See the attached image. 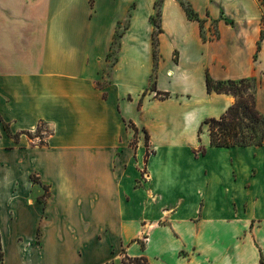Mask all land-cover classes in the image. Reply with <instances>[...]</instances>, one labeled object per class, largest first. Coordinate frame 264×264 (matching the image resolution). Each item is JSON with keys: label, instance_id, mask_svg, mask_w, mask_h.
Segmentation results:
<instances>
[{"label": "crops", "instance_id": "1", "mask_svg": "<svg viewBox=\"0 0 264 264\" xmlns=\"http://www.w3.org/2000/svg\"><path fill=\"white\" fill-rule=\"evenodd\" d=\"M156 2L0 0L4 264H264V146L199 133L236 101L208 74L254 80L264 115V0L162 1L165 100ZM42 123L44 145L24 134Z\"/></svg>", "mask_w": 264, "mask_h": 264}, {"label": "trees", "instance_id": "2", "mask_svg": "<svg viewBox=\"0 0 264 264\" xmlns=\"http://www.w3.org/2000/svg\"><path fill=\"white\" fill-rule=\"evenodd\" d=\"M163 0H157L156 18L152 19L155 26V32L153 36L154 43V67L157 70L159 63L158 54V36L162 33V29L159 23L161 16V4ZM188 17L191 20H196L201 23L197 15L191 10V8L183 3ZM157 19V21H156ZM155 77V74H154ZM207 91L208 93L216 94H228L235 98V103L223 114L220 118H209L206 119L199 129V133L203 132V128L208 127L210 135V144L212 147H262L264 146V115L259 111L257 105V89L256 82L252 79H242L238 81H216L207 75L206 79ZM152 92L156 93V97L165 100L169 98L168 93L159 92L154 85L151 88ZM135 130H137L134 125L130 124ZM45 125L42 123L37 132ZM9 132V131H8ZM37 133V134H38ZM28 138L32 139L31 133H24ZM11 135V134H10ZM13 138L18 139L19 134L12 135ZM146 146H148L149 134L146 132ZM44 145V140L41 139L40 142ZM201 154L206 153V148H201ZM149 155V154H148ZM33 183L40 184L44 189V195L40 200H46L50 193L49 187L42 185L40 182L33 180ZM124 253V252H123ZM0 264H4V251L2 247L1 237H0ZM120 264H150L146 257H136L131 258L127 255L122 257Z\"/></svg>", "mask_w": 264, "mask_h": 264}, {"label": "rangeland", "instance_id": "3", "mask_svg": "<svg viewBox=\"0 0 264 264\" xmlns=\"http://www.w3.org/2000/svg\"><path fill=\"white\" fill-rule=\"evenodd\" d=\"M261 2L263 1V0H260ZM232 21L231 22H229V23H227L228 25H234V21H235V25L237 26V27H240L241 26V19H240V17L239 16H237V15H235V13L234 12H232ZM234 20V21H233ZM156 21H157V19H156ZM216 28H215V33H214V36H217V33H216ZM229 38V37H228ZM116 52H117V47H115L114 48V50H113V52H112V55H111V61H110V64L108 65V70H107V73L110 75L111 74V68H112V66H113V62L115 61V59H116ZM155 71V67H154V69H153V72H152V75L150 76V78H148L149 80H148V83H149V86H148V88H147V91L148 92H152L151 91V88L155 85L156 86V82H157V70H156V72H154ZM154 74H155V77H154ZM134 85V84H133ZM146 91V92H147ZM141 105H142V103H140L139 104V108L141 107ZM130 127L132 128V129H134L131 125H130ZM50 129V128H49ZM49 129H47V128H42L41 130H40V132L38 133L37 132V130H36V132L35 133H32V139H30V140H32V141H34L35 140V138H36V140L38 141V142H41V139H43L44 137L45 138H47L48 136H49V132H50V130ZM38 133V134H37ZM7 148H10V147H7ZM33 180H35L36 182H40V183H42L41 181H40V179L38 178V177H36V176H33ZM147 238L148 237H143L140 241H139V244H141V245H144L145 243H146V241H147ZM241 241H242V239H241ZM243 243L244 242H246L245 241V239L243 238V241H242ZM124 256V253H123V255H122V257ZM243 264H251V258L249 259V260H244V263Z\"/></svg>", "mask_w": 264, "mask_h": 264}]
</instances>
